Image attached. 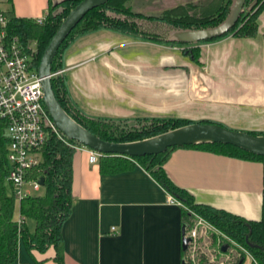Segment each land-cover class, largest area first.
Listing matches in <instances>:
<instances>
[{"label": "crops", "instance_id": "crops-1", "mask_svg": "<svg viewBox=\"0 0 264 264\" xmlns=\"http://www.w3.org/2000/svg\"><path fill=\"white\" fill-rule=\"evenodd\" d=\"M0 11L44 20L49 4L0 0ZM196 47L199 64L179 46L105 29L79 36L62 55L68 98L94 119H181L264 133V8L256 36L228 35ZM99 157L90 164L83 148L73 155L71 213L61 229L63 264H182L183 207L169 203L172 197L140 166L102 173ZM163 168L196 204L245 220L261 219L263 161L179 148ZM18 219L14 211L13 220ZM26 225L33 232L34 223ZM53 257L51 248L28 252L19 239L14 264H56ZM251 263L246 259L242 264Z\"/></svg>", "mask_w": 264, "mask_h": 264}, {"label": "trees", "instance_id": "trees-1", "mask_svg": "<svg viewBox=\"0 0 264 264\" xmlns=\"http://www.w3.org/2000/svg\"><path fill=\"white\" fill-rule=\"evenodd\" d=\"M81 1L60 0L52 5V0H48L49 12L42 24L17 18L12 11L2 12L7 20V33L18 37L25 46L36 42L35 62L39 64L55 32L70 11ZM124 1L111 0L88 12L60 45L51 68L54 74L51 78V89L62 110L88 133L102 141L115 144L145 141L193 123L181 119L112 121L85 116L69 100L65 76L61 74L62 55L71 42L79 36L105 29L159 45L182 47V53L199 64V49L196 45L214 42L228 35L237 38L256 36L257 19L264 8V0H245L236 25L227 34L184 47L189 44L178 38L181 33L211 30L221 26L228 18L235 0H187L164 9L158 15L134 12L124 5ZM55 9L58 11H54ZM3 127L4 122L0 120V264L15 263L19 239L30 253L36 251L42 254L50 248L53 249L54 262L63 264L61 229L71 213L72 159L76 149L56 137L48 139L42 149V163L32 173L34 178L44 180L43 194L20 201L18 213L21 225L19 226L13 220L15 200L11 187L6 181L7 138ZM248 134L264 136V133ZM67 142L80 147L72 141L67 140ZM182 148L196 149L239 160L264 162V157L224 144L200 143ZM175 149L179 148H170L165 153L155 156L137 158L103 155L99 157L100 171L115 174L130 170L135 165L140 166L168 195L182 205L183 223L185 218H189L186 212L189 208L213 226L219 232L221 239L226 238L232 242V248L235 251L243 255L239 249L241 247L257 264H264V193L262 216L258 221L245 220L207 205L196 204L193 197L184 189L176 187L164 171V164L169 154ZM27 221L34 223L33 232L28 231ZM228 245L230 246V243ZM223 253L228 254V250ZM245 260L246 256L243 255V258L235 264H242Z\"/></svg>", "mask_w": 264, "mask_h": 264}, {"label": "built area", "instance_id": "built-area-1", "mask_svg": "<svg viewBox=\"0 0 264 264\" xmlns=\"http://www.w3.org/2000/svg\"><path fill=\"white\" fill-rule=\"evenodd\" d=\"M43 21L38 19L34 22L42 24ZM36 52V42L25 46L18 37L7 33V20L0 11V120L4 122L3 132L7 138L6 181L18 207L22 199L43 189L39 185L40 179L34 178L32 173L42 163V149L50 137H56L75 149H85L90 164H96L101 156L68 143L55 128L43 103L41 79L35 62ZM169 203L182 206L173 198H170ZM16 223L20 226L21 219ZM198 224L215 230L204 219L198 218ZM195 236V232L184 235L190 240L188 247ZM251 262L257 264L252 258Z\"/></svg>", "mask_w": 264, "mask_h": 264}, {"label": "water", "instance_id": "water-1", "mask_svg": "<svg viewBox=\"0 0 264 264\" xmlns=\"http://www.w3.org/2000/svg\"><path fill=\"white\" fill-rule=\"evenodd\" d=\"M111 0H82L68 14L61 23L48 46L44 50L39 64L38 76L41 79L43 103L55 128L67 140L80 147L87 148L99 155H115L128 158L155 156L165 153L170 148H182L200 143L224 144L247 151L253 155L264 157V136H253L248 133L228 130L217 124L195 123L176 129L152 139L137 143L115 144L100 140L88 133L62 110L51 89L52 62L60 45L75 28L80 20L91 10L98 8ZM245 0H235L226 21L219 27L211 30L185 32L178 38L186 44H197L227 34L237 23L242 12ZM44 186V180H39ZM190 240L182 239V250L185 251ZM226 247L222 248V252Z\"/></svg>", "mask_w": 264, "mask_h": 264}, {"label": "rangeland", "instance_id": "rangeland-1", "mask_svg": "<svg viewBox=\"0 0 264 264\" xmlns=\"http://www.w3.org/2000/svg\"><path fill=\"white\" fill-rule=\"evenodd\" d=\"M59 0H52V5H55ZM179 2V3H177ZM182 0H125L124 5L129 7L134 12H140L150 15H158L164 9H168L176 4L184 3ZM59 9V8H58ZM55 9L54 11H58ZM192 44L184 47H190ZM182 48V47H181ZM43 194V189L35 193L33 196ZM195 203V202H194ZM15 212H18V203L15 202ZM189 218L184 220V235H191L195 232V239L183 253L182 264H235L246 256V259L251 260L250 255L243 250L240 251L243 255L232 248V243L226 238H222L219 232L215 229H206L198 224L197 214L186 209ZM203 219V218H201ZM32 223L31 221H29ZM204 227V228H203ZM230 243V246L228 245ZM226 247L228 254L222 252V248ZM244 251V252H243Z\"/></svg>", "mask_w": 264, "mask_h": 264}]
</instances>
